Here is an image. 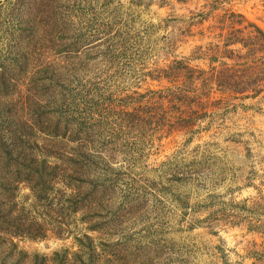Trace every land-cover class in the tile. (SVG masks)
Wrapping results in <instances>:
<instances>
[{
	"label": "rangeland",
	"instance_id": "1",
	"mask_svg": "<svg viewBox=\"0 0 264 264\" xmlns=\"http://www.w3.org/2000/svg\"><path fill=\"white\" fill-rule=\"evenodd\" d=\"M34 2L19 19L11 15L17 0H0V70L13 67L16 49L26 50L29 66L16 68L11 95L41 106L53 96L43 92L50 77L42 70L54 69L67 81L66 90L57 89L64 115L49 116L31 141L38 159L58 175L69 168L41 201L20 186L17 209L46 237L0 233V264H41L43 258L54 264L65 252L70 264H86L75 256L76 239L85 235L102 264H264L262 209L242 211L235 225L213 222L218 210L237 213L235 207L263 203L264 94L240 100L209 84L214 99L225 103L210 127L209 119L197 133L141 138L134 131V98L145 104L150 92L173 86L162 73L157 79L159 72L176 62L203 71L232 64L205 57L213 47L245 53L240 44L225 48L226 39L234 31L241 40L257 28L264 33V0ZM23 31L27 39L16 47L14 37ZM75 118L86 120L79 130L88 138L81 142L73 139ZM94 173L102 176L96 186L88 182ZM184 173L193 176L183 179ZM79 191L96 195L78 198ZM78 199L83 209L72 212L70 201Z\"/></svg>",
	"mask_w": 264,
	"mask_h": 264
},
{
	"label": "trees",
	"instance_id": "2",
	"mask_svg": "<svg viewBox=\"0 0 264 264\" xmlns=\"http://www.w3.org/2000/svg\"><path fill=\"white\" fill-rule=\"evenodd\" d=\"M34 5V0H17L11 15L13 18L19 17L21 19L24 17L25 11ZM46 7L50 10V4H47ZM29 17H32V15ZM237 33L236 31L232 32L231 37L226 39L225 48L240 44L243 46L245 53L227 49L221 51L218 46L213 47L204 54L205 57H211L212 62H217L218 59H227L232 64L223 62L219 67H213L210 71H203L191 67L185 62H176L174 67L159 72L156 77L158 79L164 75V77L162 76L163 79L170 80L169 82L173 86L157 93L150 92L147 95V97L150 95L149 102L145 104H138L139 102L134 98V102H136L134 131L140 134L141 138H153L162 131H165L167 135L182 130L197 133L200 129L202 130L200 125L209 119L210 123L207 124L206 128L210 127L213 117L216 115V108L218 107V111H220L219 107L225 104L223 99H214L213 86L217 87L221 95L232 94L240 100L256 99L264 94V33L257 28V34L255 36L249 34L245 40L239 39ZM24 35L25 31L14 37L13 41L16 42V47H21L24 39H27ZM16 51L19 53L16 55L15 60H12L13 67L0 70V233L10 235L12 238L27 237L32 240H42L46 237L45 230L34 218L29 219V213L24 208L18 207L17 209L16 198L20 186L24 185L29 188L34 199L43 200L44 196L54 188L55 181L59 180L61 175L69 168L65 164V169L61 170L58 175L56 167L52 168L51 164L45 159H38L33 151L34 143L31 141L35 128L40 129V126H44L43 121L47 120L49 116L62 118L65 105L62 100L57 99V89L66 90L64 88H66L65 82L67 81L58 76L54 69L47 72L42 70L43 75H49L48 78L50 77L47 80L49 82L47 88L43 92L48 94L52 91L50 95H53L48 97L46 106H41V104L35 102V98L24 101L27 96L19 99L17 97L19 93L16 96L15 94L14 96L11 95L13 89L16 88L13 82L18 77L13 76V74L15 72L20 73L16 68L26 71V67L29 66L26 50H23V53L18 49ZM144 96H140V98ZM59 97L64 99L63 93ZM58 109L61 112H58ZM32 110L34 114L29 115L27 112H32ZM26 115H29L30 120L26 119ZM85 121L75 118L73 131L75 142H81L84 136L88 138L87 133L84 132L83 134L82 129L79 130ZM81 157L79 156V158ZM66 162L70 165L72 160L67 159ZM81 165L78 164V166ZM74 172V174H79L75 169ZM192 176L191 173L182 174L183 179ZM90 177L94 178L88 182L94 184V186L98 185L102 178L100 174L95 173L92 176L90 174ZM79 193L81 192L79 191ZM95 195V192L81 193L78 198L87 199L90 197L91 199ZM81 201V199H78L77 202L70 201L69 208L72 212H77L84 206ZM261 202L263 203L253 202L250 206L247 204L241 208L239 206L235 207L238 209L237 213L224 210L213 212V222L225 221L235 225L236 221L241 219L240 213L242 211L247 210L251 213L262 209L264 212V200H261ZM27 220H30V222L27 223ZM250 227L260 229V227L253 226V224ZM76 241L79 246V251L75 254L77 258H85L84 262L86 261V264H102L99 259L100 254L96 252L93 242L88 236L85 235L83 239L78 238ZM66 256L68 254L65 252L62 258L54 264H70ZM25 258L26 256L20 253V261L22 262ZM35 258L37 260L38 257ZM55 258H59V254H55ZM41 260V264L49 263L46 258ZM17 264L20 263L17 262Z\"/></svg>",
	"mask_w": 264,
	"mask_h": 264
}]
</instances>
